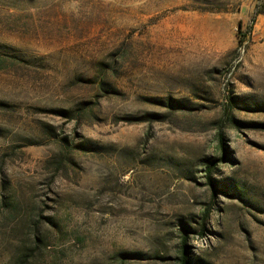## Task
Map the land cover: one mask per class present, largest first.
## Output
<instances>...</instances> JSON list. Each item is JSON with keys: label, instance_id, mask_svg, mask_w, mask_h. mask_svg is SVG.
<instances>
[{"label": "rangeland", "instance_id": "rangeland-1", "mask_svg": "<svg viewBox=\"0 0 264 264\" xmlns=\"http://www.w3.org/2000/svg\"><path fill=\"white\" fill-rule=\"evenodd\" d=\"M184 241L264 264V0H0V264Z\"/></svg>", "mask_w": 264, "mask_h": 264}, {"label": "trees", "instance_id": "trees-1", "mask_svg": "<svg viewBox=\"0 0 264 264\" xmlns=\"http://www.w3.org/2000/svg\"><path fill=\"white\" fill-rule=\"evenodd\" d=\"M258 15V14H257ZM173 105V104H172ZM148 116H149V118L148 119H156V120H162L161 119V116L159 115V114H148ZM223 135H222V140H224L223 139ZM224 143V142H223ZM225 148V147H224ZM225 150H226V148H225ZM212 170H213V167L212 166H210L209 168H208V172H209V177H210V174L212 173ZM189 255H190V251L187 249V244H186V242L184 241V243H183V249H182V256H181V258H180V264H191V263H194L193 262V260H191L190 259V257H189Z\"/></svg>", "mask_w": 264, "mask_h": 264}]
</instances>
